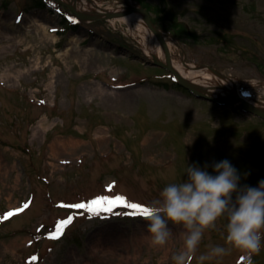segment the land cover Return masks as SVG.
I'll list each match as a JSON object with an SVG mask.
<instances>
[{
	"label": "rangeland",
	"instance_id": "1",
	"mask_svg": "<svg viewBox=\"0 0 264 264\" xmlns=\"http://www.w3.org/2000/svg\"><path fill=\"white\" fill-rule=\"evenodd\" d=\"M96 1L103 9L145 7L174 41L172 58L217 68L242 97L264 106V0ZM74 17L58 0H0V264H174L182 228L169 223L172 239L152 247L143 217L89 219L60 205L119 194L148 206L168 184L187 179L188 165L207 164L216 175L212 165L224 159L237 169L240 187H257L264 120L196 98L167 69L104 39L139 52L144 29L119 17L73 27ZM40 23L50 25V35ZM58 138L80 145L56 149ZM69 215L75 218L64 235L49 239ZM227 222L221 217L205 232L197 257L226 246ZM112 250L117 256L109 259ZM203 264L248 258L233 249ZM251 264H264V241Z\"/></svg>",
	"mask_w": 264,
	"mask_h": 264
},
{
	"label": "clouds",
	"instance_id": "2",
	"mask_svg": "<svg viewBox=\"0 0 264 264\" xmlns=\"http://www.w3.org/2000/svg\"><path fill=\"white\" fill-rule=\"evenodd\" d=\"M197 165H188L187 179L170 183L147 207V239L152 247H163L172 237L169 223L182 228L183 247L172 259L174 264H197L223 257L235 249L245 254L248 264L259 254L264 241V180L257 187L239 186L237 169L227 159L212 165L216 175ZM227 217L225 245H216L196 256L206 231Z\"/></svg>",
	"mask_w": 264,
	"mask_h": 264
},
{
	"label": "bare ground",
	"instance_id": "3",
	"mask_svg": "<svg viewBox=\"0 0 264 264\" xmlns=\"http://www.w3.org/2000/svg\"><path fill=\"white\" fill-rule=\"evenodd\" d=\"M69 4L74 5L79 12L84 13L87 17L91 18L93 16H101L106 13L119 14V18L129 23L131 27L133 24L136 26V29L141 32L142 29L145 30V34L140 33L139 44L144 49L145 53L149 56L150 59H155L160 62H166L168 51L172 52L174 47V41L168 40L163 42L158 38V36L147 26V21L144 13L133 12L131 14H125L128 11V8H119V9H103L102 4L96 0H63ZM39 24V23H38ZM41 27L44 28L45 33L49 34L50 25L47 23H40ZM50 35V34H49ZM172 68L180 74L187 83L191 86L213 96L222 97L230 101L238 102L240 99V91L236 86V83L225 77V76H216L214 73L207 67H198L195 65H186L182 61H177L174 58L171 59ZM102 88V87H101ZM101 93V92H100ZM257 105V104H256ZM259 108L264 110V106L257 105ZM150 140V139H149ZM79 146L80 144L73 139H61L58 138L52 143V147L56 148L58 146L71 148L74 146ZM75 151V150H74ZM74 151H71L69 154H74ZM155 159V158H154ZM184 230L181 229L180 233L177 235L179 237V242L183 247V237L181 233ZM172 239V237H171ZM134 242V241H133ZM134 244H140L139 241H135ZM11 245L8 249L13 248L14 253L17 252V248ZM117 256L115 250H112L108 258Z\"/></svg>",
	"mask_w": 264,
	"mask_h": 264
},
{
	"label": "snow or ice",
	"instance_id": "4",
	"mask_svg": "<svg viewBox=\"0 0 264 264\" xmlns=\"http://www.w3.org/2000/svg\"><path fill=\"white\" fill-rule=\"evenodd\" d=\"M112 186H108V191H111ZM29 207V203H25L22 207L15 209L14 211H9L5 213L2 219L7 220L13 215L23 212ZM60 207L83 210L75 215L88 214V218L99 217L101 219H107L108 214H114L116 216L124 215L128 217H146L150 215V210L147 206L141 205L136 202H129L126 197L122 195L108 196L100 195L92 198L86 202H79L74 204H61ZM118 208L127 209L128 211L119 212L115 211ZM75 215H69L66 219H61L57 221L54 231L50 232L48 235L49 239H60L65 232V229L71 225L74 221ZM37 258L35 256L31 257V260L35 261Z\"/></svg>",
	"mask_w": 264,
	"mask_h": 264
},
{
	"label": "water",
	"instance_id": "5",
	"mask_svg": "<svg viewBox=\"0 0 264 264\" xmlns=\"http://www.w3.org/2000/svg\"><path fill=\"white\" fill-rule=\"evenodd\" d=\"M60 1L63 2L64 4H66L83 21H86L88 19L89 20L91 19L93 21L94 20H100V19H108V18L114 17L115 15H119L120 14V13L119 14L106 13L105 15H102V16H93V17L89 18L84 13L79 12L74 5L66 3V2H64L62 0H60ZM140 11H142L145 14L148 27L158 36V38L160 40H162L163 42H166L164 36L157 30V28L153 24L151 15H150V13H149V11L147 9H145L142 6H137V7L131 6L126 13H128V12L129 13H131V12H140ZM134 58L139 59V60H141L142 62H144L146 64L163 67V68H166V69L172 71L176 75L179 84H181L183 87L189 89L193 93V95L195 97H197V98H201V99H204V100L212 101V102H215V103H218V104H222V105L237 106V107L243 109L244 111H246L248 113L254 114V115L264 119V110L259 108L256 104L252 103L251 101H249V100H247V99H245V98H243L241 96H240V99H239L238 102H234V101H230L228 99L222 98V97H217V96H213V95L207 94V93H205V92H203V91L191 86L189 83L186 82V80L180 74H178L172 68V65H171L172 55H171L170 51H168V53H167V62L166 63L160 62V61H157V60H152V59H150V58H148L146 56L140 55V54L135 55ZM185 64H187V63L185 62ZM198 67H202V65H200ZM206 67H208L211 71H213L217 75H220V76L224 75L222 72H220L218 69H216L214 67H211V66H206Z\"/></svg>",
	"mask_w": 264,
	"mask_h": 264
},
{
	"label": "trees",
	"instance_id": "6",
	"mask_svg": "<svg viewBox=\"0 0 264 264\" xmlns=\"http://www.w3.org/2000/svg\"><path fill=\"white\" fill-rule=\"evenodd\" d=\"M155 21V20H154Z\"/></svg>",
	"mask_w": 264,
	"mask_h": 264
}]
</instances>
